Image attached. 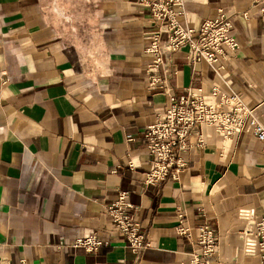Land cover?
<instances>
[{"label":"crops","instance_id":"obj_1","mask_svg":"<svg viewBox=\"0 0 264 264\" xmlns=\"http://www.w3.org/2000/svg\"><path fill=\"white\" fill-rule=\"evenodd\" d=\"M150 1L86 0L69 33L47 0H0V264H190L204 224L218 236L214 264H259L243 253L253 226L238 212L264 214V142L203 126L205 144L189 137L178 179L146 185L144 131L171 99L200 89L213 102V88L237 95L264 125V0H182L181 26L222 10L239 47L213 68L193 63L188 47L165 52L154 88ZM120 192L149 244L136 254L105 212ZM93 232L108 246L73 247Z\"/></svg>","mask_w":264,"mask_h":264},{"label":"built area","instance_id":"obj_2","mask_svg":"<svg viewBox=\"0 0 264 264\" xmlns=\"http://www.w3.org/2000/svg\"><path fill=\"white\" fill-rule=\"evenodd\" d=\"M147 4L159 24V32L167 34L166 41L161 42L159 32H155L151 36L149 48L146 49V53L154 58L148 66L150 87L154 88L160 81L155 72L163 66L165 52H176L182 47H188L193 63L204 61L213 68L219 61L227 59L226 51L234 52L239 47L232 36V18L222 10L218 11L215 18L205 20L194 29L181 26L177 20L182 0H151ZM215 71L218 72V69ZM210 96L213 102L207 101L200 89L187 90L178 101L171 99L168 106L146 127L144 137L150 157L149 170L145 173L146 185L157 184L167 177L178 179V175L186 167L180 155L189 147V137L195 134L198 137V146L205 144L200 133L203 126L211 128L224 139L247 132L257 141L264 142V125L259 123L253 112L246 108L237 95H219L213 88ZM128 167L135 169L131 162H128ZM131 209L128 194L120 192L116 200L105 207V212L110 217L116 233L124 238L126 247L136 254L148 248L149 244L140 226L133 221L129 213ZM238 215L253 226L251 238L247 237L243 247L244 255L256 257L259 264H264V214L257 219L253 210H241ZM177 233L191 237L189 229L180 226ZM244 234L250 235L249 230H245ZM194 236L197 248L189 256L190 264H214L218 236L206 224L196 228ZM108 244V240L99 238L97 233L93 232L78 239L73 247L92 254Z\"/></svg>","mask_w":264,"mask_h":264},{"label":"rangeland","instance_id":"obj_3","mask_svg":"<svg viewBox=\"0 0 264 264\" xmlns=\"http://www.w3.org/2000/svg\"><path fill=\"white\" fill-rule=\"evenodd\" d=\"M86 0H47L49 16L52 22L61 25L63 31L73 33L75 23L85 18Z\"/></svg>","mask_w":264,"mask_h":264}]
</instances>
